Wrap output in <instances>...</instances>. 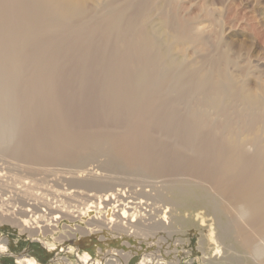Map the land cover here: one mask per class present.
Here are the masks:
<instances>
[{
	"label": "bare ground",
	"instance_id": "obj_1",
	"mask_svg": "<svg viewBox=\"0 0 264 264\" xmlns=\"http://www.w3.org/2000/svg\"><path fill=\"white\" fill-rule=\"evenodd\" d=\"M116 1L0 0V151L73 168L102 157L104 169L139 177L133 200L136 192L149 200L159 184L198 185L203 205L224 219V236L264 264V102L220 68L212 79L171 58L161 33L147 27L146 0L110 9ZM160 20L169 41L196 43L187 23ZM72 52L78 66L63 65L59 58ZM67 83L79 84L72 100ZM175 85L199 102L172 100ZM90 110L105 131L76 128ZM93 171L87 174L96 178ZM97 179L85 184L101 187Z\"/></svg>",
	"mask_w": 264,
	"mask_h": 264
},
{
	"label": "rangeland",
	"instance_id": "obj_2",
	"mask_svg": "<svg viewBox=\"0 0 264 264\" xmlns=\"http://www.w3.org/2000/svg\"><path fill=\"white\" fill-rule=\"evenodd\" d=\"M111 1L98 3L106 7ZM132 1L139 0H117L110 9L118 10ZM146 3L147 27L151 32L161 33L160 41H165L161 47L169 49L171 58L196 67L212 79L219 75L220 68L233 78L240 91L250 92L264 102V0H146ZM131 11L132 8L128 12ZM163 16L171 18L176 26L187 23L190 36H197L196 43L186 38L169 41L160 20ZM70 56L69 60L63 57L59 60L63 65L71 62L78 66L77 52ZM66 85L64 95L72 100L79 84ZM172 90L174 101L178 99L191 106L193 99H197L178 85ZM184 112L185 108L181 109L180 113ZM227 115L234 113L229 110ZM81 118V122L78 119L75 123L82 132L106 130V124L97 121L92 110L87 117L85 114L86 120ZM1 151L0 264H257L239 249L236 240L224 236V219L203 205V191L198 185L159 184L148 193L149 200L140 197L139 192L133 200L130 194L139 189L134 181L139 177L104 169L102 157L84 168L74 167L86 172L68 175L67 171L76 170L29 163ZM55 167L59 168L58 173L51 171ZM87 171L93 174L96 171L98 176L92 178ZM94 179L101 180L102 186L85 184ZM207 194L210 195L207 199L219 202L212 192ZM259 245L264 247L262 241Z\"/></svg>",
	"mask_w": 264,
	"mask_h": 264
}]
</instances>
